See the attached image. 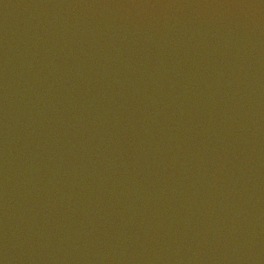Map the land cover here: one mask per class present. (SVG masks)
Instances as JSON below:
<instances>
[{"label":"water","instance_id":"water-1","mask_svg":"<svg viewBox=\"0 0 264 264\" xmlns=\"http://www.w3.org/2000/svg\"><path fill=\"white\" fill-rule=\"evenodd\" d=\"M0 264H264V0H0Z\"/></svg>","mask_w":264,"mask_h":264}]
</instances>
